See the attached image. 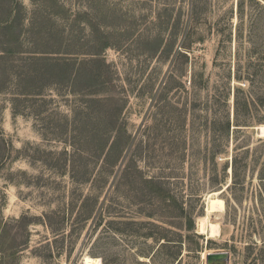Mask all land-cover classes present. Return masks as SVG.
<instances>
[{"label": "rangeland", "instance_id": "obj_1", "mask_svg": "<svg viewBox=\"0 0 264 264\" xmlns=\"http://www.w3.org/2000/svg\"><path fill=\"white\" fill-rule=\"evenodd\" d=\"M244 6L0 0V264H264V10Z\"/></svg>", "mask_w": 264, "mask_h": 264}, {"label": "bare ground", "instance_id": "obj_2", "mask_svg": "<svg viewBox=\"0 0 264 264\" xmlns=\"http://www.w3.org/2000/svg\"><path fill=\"white\" fill-rule=\"evenodd\" d=\"M221 192L222 190L220 189L207 194L205 215L199 218L197 223L198 231L209 238L220 235V224L218 222H211L209 220V215L213 212H221L224 210L225 203L223 198L220 197ZM95 262H97L96 258H91L89 256L84 257L85 264H93Z\"/></svg>", "mask_w": 264, "mask_h": 264}, {"label": "water", "instance_id": "obj_3", "mask_svg": "<svg viewBox=\"0 0 264 264\" xmlns=\"http://www.w3.org/2000/svg\"><path fill=\"white\" fill-rule=\"evenodd\" d=\"M228 251H210L205 254L206 264H229Z\"/></svg>", "mask_w": 264, "mask_h": 264}, {"label": "trees", "instance_id": "obj_4", "mask_svg": "<svg viewBox=\"0 0 264 264\" xmlns=\"http://www.w3.org/2000/svg\"><path fill=\"white\" fill-rule=\"evenodd\" d=\"M249 1H250V3H252L253 6L255 5V6L259 7L261 10H264V0H249ZM236 9H237L238 19L240 20L244 11H245L244 0H237V8ZM177 53L179 55L184 54V53L179 52V51ZM236 78L240 79V76L238 75V76H236ZM236 114H237V112H236ZM236 114H235V117H236ZM228 128H229V123L227 122L226 129L228 130ZM162 244H164V243H162ZM158 249H159V247H158Z\"/></svg>", "mask_w": 264, "mask_h": 264}]
</instances>
